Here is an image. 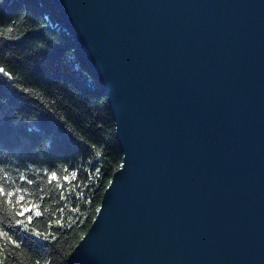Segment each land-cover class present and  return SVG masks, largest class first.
Masks as SVG:
<instances>
[{"label": "water", "instance_id": "water-1", "mask_svg": "<svg viewBox=\"0 0 264 264\" xmlns=\"http://www.w3.org/2000/svg\"><path fill=\"white\" fill-rule=\"evenodd\" d=\"M122 161L65 264H264V0H52Z\"/></svg>", "mask_w": 264, "mask_h": 264}, {"label": "trees", "instance_id": "trees-1", "mask_svg": "<svg viewBox=\"0 0 264 264\" xmlns=\"http://www.w3.org/2000/svg\"><path fill=\"white\" fill-rule=\"evenodd\" d=\"M0 68V260L65 264L122 161L106 93L52 0H0Z\"/></svg>", "mask_w": 264, "mask_h": 264}, {"label": "snow or ice", "instance_id": "snow-or-ice-1", "mask_svg": "<svg viewBox=\"0 0 264 264\" xmlns=\"http://www.w3.org/2000/svg\"><path fill=\"white\" fill-rule=\"evenodd\" d=\"M4 70L2 68H0V72H3ZM5 75H7V73H5ZM55 176V174H53V177ZM21 179H23V177H21ZM65 179H67V177H65ZM20 191L19 189L16 190V202L17 203H20L21 201H23L25 199V197L23 195L20 194ZM14 193L12 191H5L4 187L3 186H0V196H7L9 198L13 197ZM36 206L35 205H30L28 208H22L21 211L17 212L16 214L17 215H24V213L26 211H30L32 209H34ZM36 215H39L40 213L39 212H36L35 213ZM32 219V216H28V220H31ZM17 223H22L21 221L17 220ZM27 226V225H25ZM37 235H40L39 232L36 233ZM0 237H5L7 238L8 241H10L11 243L15 244L16 242L14 240H12V238L8 235L7 232H3V231H0ZM0 256H3V252H0ZM0 264H3V261L0 260Z\"/></svg>", "mask_w": 264, "mask_h": 264}]
</instances>
